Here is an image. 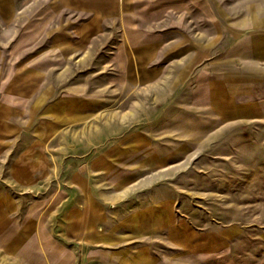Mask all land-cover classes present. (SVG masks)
I'll return each instance as SVG.
<instances>
[{"label": "rangeland", "instance_id": "obj_1", "mask_svg": "<svg viewBox=\"0 0 264 264\" xmlns=\"http://www.w3.org/2000/svg\"><path fill=\"white\" fill-rule=\"evenodd\" d=\"M260 40L264 0H0V264H264Z\"/></svg>", "mask_w": 264, "mask_h": 264}, {"label": "crops", "instance_id": "obj_2", "mask_svg": "<svg viewBox=\"0 0 264 264\" xmlns=\"http://www.w3.org/2000/svg\"><path fill=\"white\" fill-rule=\"evenodd\" d=\"M140 7L137 4H134L133 9L134 11L139 9ZM238 25H241L244 29H251L254 28V26H257V23L255 22V19L253 18L252 13L250 15H247L243 17L242 21L238 23ZM251 41L244 42L240 45L239 49L245 51H250V53L253 54V56L260 58L261 60H264V40H260L255 44H252L253 47H251ZM246 56V55H245Z\"/></svg>", "mask_w": 264, "mask_h": 264}, {"label": "bare ground", "instance_id": "obj_3", "mask_svg": "<svg viewBox=\"0 0 264 264\" xmlns=\"http://www.w3.org/2000/svg\"><path fill=\"white\" fill-rule=\"evenodd\" d=\"M123 194H125V193H122L121 195L123 196ZM125 196V195H124Z\"/></svg>", "mask_w": 264, "mask_h": 264}]
</instances>
